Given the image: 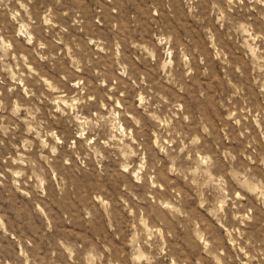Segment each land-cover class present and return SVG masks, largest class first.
<instances>
[{"label": "rangeland", "instance_id": "obj_1", "mask_svg": "<svg viewBox=\"0 0 264 264\" xmlns=\"http://www.w3.org/2000/svg\"><path fill=\"white\" fill-rule=\"evenodd\" d=\"M0 264H264V0H0Z\"/></svg>", "mask_w": 264, "mask_h": 264}]
</instances>
